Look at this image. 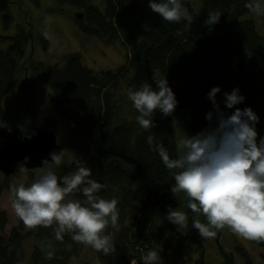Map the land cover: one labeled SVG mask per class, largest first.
<instances>
[{"label":"trees","instance_id":"trees-1","mask_svg":"<svg viewBox=\"0 0 264 264\" xmlns=\"http://www.w3.org/2000/svg\"><path fill=\"white\" fill-rule=\"evenodd\" d=\"M181 2L189 9L193 22L188 31L177 36V30L183 29L187 21H164L150 9L148 0H54L50 12L75 23L85 35L108 45L120 41L128 47L126 64L117 70L95 72L84 64L80 53L67 54L61 63L53 65L30 61L35 76L49 87L53 115L48 123L56 128L61 120H67L70 126L65 135L71 148L80 153L76 162H61L53 165V170L63 177L75 171L80 161L91 169L90 178L105 186L98 195L119 201V230L108 229L113 233L115 252L105 256L88 246L95 253L97 264H130L132 258L143 264L142 254L153 249L161 257L160 264H180L177 258L181 255L187 256L186 263H192L191 254L200 255L196 264H205V239L192 227L197 217L186 207L184 195H175L180 209L188 216L181 237L160 216L162 207L155 194L173 177L147 143L148 135H153L154 143H162L176 158L179 118H184L183 126L186 123L189 136L218 126L216 110L207 97L212 88L219 87L216 100L221 111L229 116L234 113L235 108L225 106L224 93L238 88L245 100L235 107L253 109L259 117L255 125L258 141L264 139V37L253 20L244 19L251 14L244 7L246 0ZM10 5V0H0L6 24L13 19ZM213 10L222 16L218 24L208 27L205 20ZM39 37L44 48H48L47 39L42 34ZM32 39L31 32L24 30L14 37H0V42H12L10 52L0 47V101L15 90L20 72L26 70V63H20ZM239 62L245 64L243 73L237 68ZM154 69L167 77L177 107L167 117L159 111L154 113L155 127L145 131L136 122L139 113L128 100L127 91L137 90L145 82L156 89ZM209 112L214 114L211 122L206 119ZM178 132L182 137L181 129ZM42 172L43 168L29 172L26 184L30 185ZM5 190V184L0 182V198ZM74 198L83 196L76 193ZM199 219L206 223L202 215ZM8 225L7 213L0 208V264H70L72 257L77 259L76 264H89L79 260L85 245L72 241L68 234L61 243L53 239L52 228L39 227L24 235L18 227L7 237ZM27 239L35 242L29 260ZM46 240L55 247L51 260L39 247V242ZM250 241L264 249V241ZM236 252L228 253L219 245L218 254L225 264H239V260L253 264L245 248L237 247Z\"/></svg>","mask_w":264,"mask_h":264},{"label":"clouds","instance_id":"clouds-1","mask_svg":"<svg viewBox=\"0 0 264 264\" xmlns=\"http://www.w3.org/2000/svg\"><path fill=\"white\" fill-rule=\"evenodd\" d=\"M148 3L164 21H187L183 29L177 30V36L188 31L193 22V16L181 0H148ZM244 7L264 17V0H246ZM221 16L218 10L209 11L205 25L218 24ZM152 79L156 89L145 82L137 90L127 91L128 100L139 113L136 122L145 131L155 127L154 113L159 111L167 117L177 107L167 77L154 69ZM220 91L219 87H214L207 97L216 110L218 126L179 138L176 158L170 156L162 143L155 144L153 135L147 136V143L158 153L175 181L171 192L174 196L182 193L186 207L196 214L192 227L202 238H214L217 231L228 228L244 239L264 241V139L258 141L255 127L259 117L250 107H235L245 100L238 88L224 93L225 106L235 108L233 114L226 115L216 100ZM206 119L213 121L214 114L209 112ZM50 155L51 162L43 161V172L38 173L30 185L21 182L11 187V207L15 215L26 229L52 228L55 241L63 243L68 234L72 241L90 246L105 256L115 252L113 233L108 229L119 230V201L98 195L105 186L91 179V169L80 161L75 171L58 177L53 165L61 164L63 152ZM27 171L24 165L18 168V173ZM76 193H81L83 199L74 198ZM201 215L206 223L199 219ZM166 219L180 229L186 226L188 216L180 208L169 206ZM39 247L46 259L54 257L51 240L40 241ZM67 248L70 250L71 245ZM141 260L143 264H160L161 257L153 249L142 254ZM130 264H137V260L132 258Z\"/></svg>","mask_w":264,"mask_h":264},{"label":"rangeland","instance_id":"rangeland-1","mask_svg":"<svg viewBox=\"0 0 264 264\" xmlns=\"http://www.w3.org/2000/svg\"><path fill=\"white\" fill-rule=\"evenodd\" d=\"M10 13L13 19L6 24L3 14L0 12V37H14L22 30L30 31L32 40L25 51L20 64L26 63V70L20 72L17 86L13 92L0 101V129L7 133L19 132L20 136L25 138L36 129H49L57 137L58 144L63 147L64 154L62 162L74 163L80 158V153L74 151L69 145L68 135H65L70 126L67 120H61L56 128H52L48 123L53 115V110L49 104V87L37 78L31 68L30 61L34 63L57 64L62 62V58L67 54L80 53L84 64L94 70L101 72L105 70H117L124 66L127 61L128 47L122 46L121 42L105 44L96 37H89L82 33L75 23L63 18L62 16L51 13L54 0H10ZM201 2H197L200 7ZM244 19L253 20L257 30L264 37V17H258L254 14L247 15ZM39 34H42L49 42V47L44 48L40 41ZM0 47L5 52H10L12 48L11 41L0 42ZM184 116V115H182ZM184 118H179L177 122L178 129L186 135V123ZM218 125V122H217ZM184 128V131H183ZM177 131V138L181 135ZM41 169V168H40ZM5 176L0 172V182L6 186V190L0 198V208L7 213L9 225L6 228L5 235L9 237L12 232L22 228V233L26 235L30 229H26L23 222L15 215L11 207V187L23 182L26 186V180L29 172ZM172 182L160 189L156 194V200L162 207L161 217L177 230V237L183 235L182 228L170 223L166 219L168 207L173 209L180 208V203L176 196L171 192ZM159 216H154L157 220ZM214 238L205 239L203 242L205 248V264H225L221 255L218 254L219 245L228 253H235L237 247H243L247 250L253 264H264V249L256 246L250 240L239 237L225 228L220 230ZM34 241L27 239L25 242L26 259L29 260ZM237 253V252H236ZM192 263H186V255L177 258L180 264H196L200 255L191 254ZM79 260H85L89 264H97L95 253L84 246L79 254ZM77 259L72 257L70 264H76ZM244 264L243 261H238Z\"/></svg>","mask_w":264,"mask_h":264},{"label":"water","instance_id":"water-1","mask_svg":"<svg viewBox=\"0 0 264 264\" xmlns=\"http://www.w3.org/2000/svg\"><path fill=\"white\" fill-rule=\"evenodd\" d=\"M240 72L245 71L244 62L237 63ZM63 152L57 137L49 129H36L25 138L19 132L7 133L0 129V172L5 176L18 173L20 165L28 171L43 168L45 159L51 162V153Z\"/></svg>","mask_w":264,"mask_h":264},{"label":"flooded vegetation","instance_id":"flooded-vegetation-1","mask_svg":"<svg viewBox=\"0 0 264 264\" xmlns=\"http://www.w3.org/2000/svg\"><path fill=\"white\" fill-rule=\"evenodd\" d=\"M29 135V134H28ZM19 138H21L20 134H19ZM23 138V137H22Z\"/></svg>","mask_w":264,"mask_h":264}]
</instances>
